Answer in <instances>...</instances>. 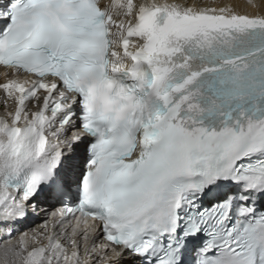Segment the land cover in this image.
I'll list each match as a JSON object with an SVG mask.
<instances>
[{"label":"snow or ice","instance_id":"snow-or-ice-1","mask_svg":"<svg viewBox=\"0 0 264 264\" xmlns=\"http://www.w3.org/2000/svg\"><path fill=\"white\" fill-rule=\"evenodd\" d=\"M0 77L4 264H264V0H0Z\"/></svg>","mask_w":264,"mask_h":264},{"label":"bare ground","instance_id":"bare-ground-1","mask_svg":"<svg viewBox=\"0 0 264 264\" xmlns=\"http://www.w3.org/2000/svg\"><path fill=\"white\" fill-rule=\"evenodd\" d=\"M227 2L229 3H237V4H242L243 0H227ZM50 210H55V209H50ZM43 218H44V214L41 213L40 217H34L33 221L30 223V227L31 229L35 230V231H39L42 223H43ZM0 264H4V255H3V242H0Z\"/></svg>","mask_w":264,"mask_h":264}]
</instances>
